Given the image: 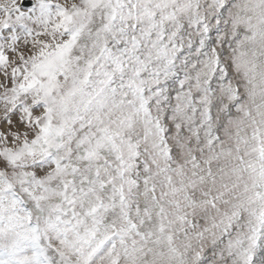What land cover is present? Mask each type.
<instances>
[{"label": "snow or ice", "instance_id": "obj_1", "mask_svg": "<svg viewBox=\"0 0 264 264\" xmlns=\"http://www.w3.org/2000/svg\"><path fill=\"white\" fill-rule=\"evenodd\" d=\"M0 264H264V0H0Z\"/></svg>", "mask_w": 264, "mask_h": 264}]
</instances>
